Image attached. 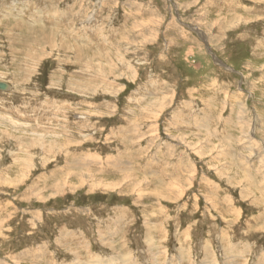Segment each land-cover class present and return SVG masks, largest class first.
<instances>
[{"label": "rangeland", "instance_id": "374dc122", "mask_svg": "<svg viewBox=\"0 0 264 264\" xmlns=\"http://www.w3.org/2000/svg\"><path fill=\"white\" fill-rule=\"evenodd\" d=\"M0 264H264V0H0Z\"/></svg>", "mask_w": 264, "mask_h": 264}, {"label": "water", "instance_id": "95a60500", "mask_svg": "<svg viewBox=\"0 0 264 264\" xmlns=\"http://www.w3.org/2000/svg\"><path fill=\"white\" fill-rule=\"evenodd\" d=\"M7 85L3 82H0V89H5Z\"/></svg>", "mask_w": 264, "mask_h": 264}]
</instances>
